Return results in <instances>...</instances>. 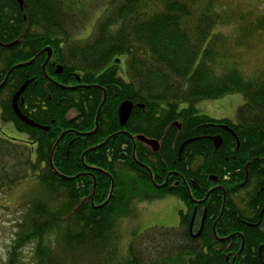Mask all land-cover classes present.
Instances as JSON below:
<instances>
[{
	"label": "trees",
	"instance_id": "obj_1",
	"mask_svg": "<svg viewBox=\"0 0 264 264\" xmlns=\"http://www.w3.org/2000/svg\"><path fill=\"white\" fill-rule=\"evenodd\" d=\"M58 16L52 0H22V9L0 0V85L46 48L52 56L45 74L54 77L61 66L53 82L73 85L47 84L41 55L14 69L0 89L1 122L25 135L18 141L0 133V195L30 177L42 188L17 222L5 264H20L27 247L31 264H264V76L239 70L243 44L228 51L231 35L217 31L237 16L246 40L264 33V17L222 8L220 0H112L88 39L70 41ZM28 81L18 108L46 131L12 110ZM236 94L243 104L235 122L226 121L230 133L198 114L199 101ZM125 101L133 109L121 128L117 112ZM98 112L97 130L79 136L94 131ZM218 135L217 150L202 138ZM138 136L155 140L158 150ZM165 195L186 208L178 227L148 230L120 256L115 221L126 203ZM193 201L206 210L197 238L188 230ZM144 237L146 246L138 243Z\"/></svg>",
	"mask_w": 264,
	"mask_h": 264
},
{
	"label": "rangeland",
	"instance_id": "obj_2",
	"mask_svg": "<svg viewBox=\"0 0 264 264\" xmlns=\"http://www.w3.org/2000/svg\"><path fill=\"white\" fill-rule=\"evenodd\" d=\"M58 8L59 22L64 35L57 34L58 38L67 37L70 41H84L88 39L99 19L109 9L112 0H52ZM222 8H237L238 12L252 16L264 17V0H220ZM232 11V10H231ZM231 25H222L217 31L230 36V45L225 49L233 51L240 49L235 63L246 76L262 74L264 76V33L254 34L243 40V33L239 27L238 17H230ZM251 19L249 22H253ZM235 25V27L233 26ZM119 75L126 79L124 61ZM243 104L240 95H230L217 100H204L196 104L198 114L210 119H227L235 122L237 109ZM73 113V112H71ZM0 133L18 141H24L25 135L17 132L11 124L0 120ZM32 158L34 155L32 154ZM35 178H28L5 195H0V264H5L14 235L17 222L21 221L29 200L38 198L41 190ZM42 189V188H41ZM123 213L115 221V246L120 256L125 257L128 245L140 238L148 230L150 234L164 233L165 229H176L179 224V214L183 209L182 203L173 196H162L158 199L131 200L126 203ZM149 238L144 237L138 243L147 245ZM31 247L22 250L20 264H31ZM85 263L91 264L92 260Z\"/></svg>",
	"mask_w": 264,
	"mask_h": 264
},
{
	"label": "water",
	"instance_id": "obj_3",
	"mask_svg": "<svg viewBox=\"0 0 264 264\" xmlns=\"http://www.w3.org/2000/svg\"><path fill=\"white\" fill-rule=\"evenodd\" d=\"M15 1L18 3L20 9H22V0H15ZM13 45H14V43H13V44H10V45H7L6 48H10V47H12ZM42 53H46V54H47L46 61H45L44 65H43V67H42V69H43L42 71L44 72V66H45V64L48 62V60L50 59L51 54H52V51H51V49L46 48V49L42 50L40 54H42ZM33 62H34V59L31 60V61H29V62H27V63L20 64V65L15 66L14 68H12V69L10 70V72L7 74V76H6L5 80H4V82L0 85V89L3 87V85L5 84V81L7 80L8 76H9V74H10L14 69H18V68L26 67V66L32 64ZM117 62H118V61H117ZM61 71H62V67H61V66H57L56 74L60 73ZM29 84H30V81L26 82V83L23 84V86H21V88H20V89L14 94V96H13V98H12V101H11V103H12V110H13L15 116L17 117V119L20 120L22 123H24V124L30 126L31 128H35V129H38V130H44V131H46V130L48 129L47 127H41V126H38L37 124H35V123L32 122L31 120H29L27 117H25V116L20 112V110H19V108H18L19 98H20V96L23 94V92L25 91L27 85H29ZM103 101H105V97H104V100H103ZM100 107H101V106H100ZM139 107H140V106H139ZM132 109H133V104H132L130 101H125V102H123V103L119 106V108H118V112H117V116H118V121H119V125H120L121 128H124V127H125V124H126V122L128 121V119H129V117H130V115H131ZM99 110H100V109H99ZM98 114H99V112L97 113L96 123H97ZM225 128H226V127H225ZM63 135H64V134H62L61 136H63ZM136 140L139 141V142H141V143L146 144L147 146H149L150 148H152V150H153L154 152H156V151L158 150V143H157L155 140H147L146 138H144V137H142V136H138V137H136ZM211 140H212V142H213V145H214V149H215V150H217V149L222 145V139H221V137H219V136H217V137H213ZM193 141H195V139H191V140H187V141H185V142L181 145V147H180L179 155H180L182 149H183L186 145H188L189 143H191V142H193ZM238 146H239V145L237 144V148H238ZM98 147H99V146H98ZM98 147H95V148H93V149H91V150H95V149L98 148ZM210 179L215 180V178H210ZM69 180H71V179H69ZM161 187H163V186H159V187H157V188H161ZM112 189H113V183L111 184L110 195H111ZM110 195H109V198H110ZM109 198H108V200H109ZM108 200H107V201H108ZM107 201H106V202H107ZM106 202H105V203H106ZM105 203H104V204H105ZM199 203H203V201H202V202H199ZM104 204H103V205H104ZM101 206H102V205H101ZM101 206H100V207H101ZM199 235H200V232H198L197 234L193 235V238H197ZM221 241H222V240H221ZM262 248H264V246H262V247L259 248V250H258L259 253H260V251L262 250Z\"/></svg>",
	"mask_w": 264,
	"mask_h": 264
},
{
	"label": "flooded vegetation",
	"instance_id": "obj_4",
	"mask_svg": "<svg viewBox=\"0 0 264 264\" xmlns=\"http://www.w3.org/2000/svg\"><path fill=\"white\" fill-rule=\"evenodd\" d=\"M41 53V51L39 52V54H37V56L34 58V60L36 59V58H38L39 56H44V60H43V64L41 65V71L43 70L42 69V67H43V65H44V63H45V61H46V58H47V54L46 53H42V54H40ZM51 56H52V54H51ZM51 62V57H50V59L48 60V62L45 64V66H44V72L42 71V73H43V77L45 78V80L47 81V84H51V83H53V84H56V82H53V80H54V77L55 76H58V75H60V74H62L63 73V68H62V71L60 72V73H58V74H56V71H57V66H55V70H54V73H53V76L54 77H51L50 75H46L45 73H46V70L48 69H51V66L48 68L47 66H49V63ZM59 88L61 87V88H64L65 89V87H73V85H59V84H56ZM76 85H79L78 87H81V88H90V86H87V85H82V84H80V83H78L77 82V84ZM91 87H93V86H91ZM21 97V96H20ZM20 99V98H19ZM73 112V111H72ZM76 117V115L74 114V112L73 113H69V116H68V118L71 120V119H74ZM97 117V116H96ZM98 119V118H97ZM211 120H214V119H211ZM215 121H218L219 123H215L214 125H210V126H215V127H219L220 128V130L221 131H223V132H226V133H230L229 132V129H228V126H227V124H226V121L227 122H232V121H230V120H227V119H221V120H215ZM233 123V122H232ZM95 125H96V128L94 129V131H92V132H89V133H79L78 135L80 136H82V135H91V134H93L96 130H97V123H96V118H95ZM178 126V128H180V126L179 125H177ZM226 127V128H225ZM219 136V135H218ZM217 137V136H216ZM219 137H221V136H219ZM202 138H205V139H212L211 137H202ZM211 142H212V140H211ZM192 143V142H191ZM190 144V143H189ZM212 144H213V142H212ZM214 146V145H213ZM181 147V146H180ZM179 150H180V148H179ZM183 150V149H182ZM182 152V151H181ZM179 153V152H178ZM180 155H181V153H180ZM215 180H216V178H215ZM183 205V209L181 210L182 212H184L185 211V206H184V204H182ZM193 205H194V207H193V211H192V214H191V221H190V224H189V234H190V236L193 238V235L194 234H197L198 232H202V228H203V224H204V217H205V212H206V210H205V208H200L199 206H202L203 205V203H199V201H193ZM263 213H264V207H263V210H262V212L259 214V217L261 218L262 217V215H263ZM201 214H202V219H201V221L198 223L197 222V220H199V219H197L199 216H201ZM192 234V235H191Z\"/></svg>",
	"mask_w": 264,
	"mask_h": 264
}]
</instances>
